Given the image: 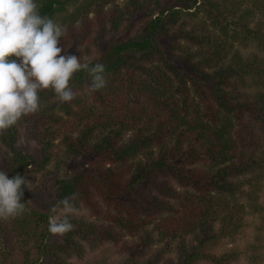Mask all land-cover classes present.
I'll return each instance as SVG.
<instances>
[{"label": "trees", "instance_id": "trees-1", "mask_svg": "<svg viewBox=\"0 0 264 264\" xmlns=\"http://www.w3.org/2000/svg\"><path fill=\"white\" fill-rule=\"evenodd\" d=\"M72 2L39 0L40 12L56 21ZM135 4L138 13L146 14L143 33L115 42L99 61L91 62L104 64L108 86L92 90L91 105L77 111L60 101V109L72 118L70 130L76 134L69 129L66 133V123L58 120L68 155L83 151L95 162L84 172L58 180L52 199L45 203L46 211L29 205L33 193L37 194L29 183L23 197L26 211L0 218V264H65L75 253L83 256L84 244L115 240L121 231L139 234L149 217L179 210L180 216L173 217L169 225L183 230L179 231L183 241L186 235L195 241L184 250L180 264H238L237 252L216 257L211 251L219 239L231 236L246 222L240 195L246 194L250 206L260 198L257 187L263 178L264 151L254 144L258 130L250 125H258L264 135V0H136ZM202 9L207 13V28L203 25L201 37L176 31L183 15ZM121 22L122 17L116 25ZM168 38L174 43L187 41L196 46L195 53L177 56L173 46H166ZM235 42L243 48L254 47L255 53L244 56L234 50ZM249 80L257 91L249 92ZM90 82V74L81 70L70 86L74 89ZM39 95L41 106L32 114L43 120L46 113L55 114L54 108L42 107L43 100L59 98L51 89ZM120 95H128V103ZM133 98L141 101L134 109L129 104ZM140 122H144L142 127ZM16 126L0 130V151L8 147L12 152L6 169H0L10 178L25 176L35 163L19 149ZM131 129L134 132L124 142L122 132ZM97 130L107 131L95 136ZM60 131L49 124L42 135L47 154ZM50 158L45 156L44 163ZM164 173L194 191L184 193L179 210L163 197L143 198L136 192L140 185L153 182L163 196L181 197L170 186L156 183ZM242 177L247 179V189ZM65 198L74 207L84 205L95 212L101 210L100 198L116 211L111 218L118 232L70 215L73 229L52 234L48 230L51 209ZM254 209L261 213L259 205ZM207 220L218 222L219 229L211 231ZM126 264L140 263L130 256Z\"/></svg>", "mask_w": 264, "mask_h": 264}, {"label": "rangeland", "instance_id": "rangeland-1", "mask_svg": "<svg viewBox=\"0 0 264 264\" xmlns=\"http://www.w3.org/2000/svg\"><path fill=\"white\" fill-rule=\"evenodd\" d=\"M135 3L136 0H73L56 20L65 30L64 37L61 38L60 43V46L65 51L61 55L72 54L78 58L80 56L82 58H89L91 62L99 61L115 42L143 33L147 21L145 18L146 14L138 13V9L140 10V8ZM203 10L183 15L184 19L178 24L176 31H179V34L185 33V35L191 34L201 37L202 33H204L203 25L207 28V13ZM121 17V24L116 25ZM176 35L178 36L177 33ZM166 46H173L176 49L174 53L177 56L185 55L189 51L195 53L196 50V46L183 41V39L179 40L178 43H174L168 38ZM234 48V50H239L244 56L255 53L254 47L247 46V48H243L238 45V42H235ZM118 78L120 80V76ZM108 83L109 80L107 81ZM249 83L247 87V89H250L249 92L257 91V88L253 86L250 80ZM107 84L106 86H108ZM74 91L76 92L75 98L70 102H66V105L70 106L74 111L91 105L93 102V91L88 85L75 87ZM128 97V95H120L119 99L122 101L127 100L128 103ZM137 99L133 98L129 103L133 109L138 107L137 105L141 102ZM43 101L42 107H47V109L54 108L55 114L46 113L44 119L41 120L31 113L23 116L16 126L19 149L35 160L34 165L29 167V171L25 176L29 180L30 188L37 192V194L33 193L29 199V205L40 211H46L45 203L52 199L58 180L71 177L77 172H84L89 168L91 163L95 162V159L91 155L89 156V154H85L83 151L78 156L68 155L67 146L64 145L65 136L63 131H60L62 122L58 120L62 118L66 123V127L64 128L67 131L66 133L70 131V134H74L70 130V127L73 125L72 118L60 109V106H63L60 100L50 98ZM128 114L130 115V111ZM34 115L36 114L34 113ZM247 117L248 115L245 116V119ZM42 121L48 124L42 123ZM49 124L53 129L59 127L60 133L55 138H53V135H50V138H53L52 148L50 154L49 152L47 154L43 150L41 139L43 138L42 135H46L45 132ZM143 125L144 122L138 124L139 127ZM250 126H255L258 130L254 144L259 145L261 151H264V135L261 129L256 124ZM106 131L97 130L94 135H101L102 132L106 133ZM133 132L134 129L122 132L124 133L123 141L126 142ZM244 133L249 135L246 132ZM47 155L51 157V160L48 163H44L45 156ZM10 157H12V152L8 147H2L0 151L1 169H6V164ZM137 159L139 160L140 156ZM251 176L252 174L247 178ZM261 176L263 178L260 179L257 187V195L260 197L257 200V204L250 206L251 202L245 198L246 194L240 195V201L243 203L245 210L246 222L243 224V227L231 234V236L217 241V244L213 246L211 251L216 257L233 251L237 252L240 257L238 264H264V172ZM240 180L246 181L245 189H247V179L242 177ZM155 181L160 185L170 186L181 197L168 198L165 195L163 196L160 192V186L154 185L153 182L144 183L140 187L135 188L138 196L140 195L143 198L156 195L160 198L163 197L179 210V204L183 199L184 193L194 192L192 188L181 187L170 173L160 175ZM97 200L101 208L100 212L91 211L89 208L84 207V205H79L75 207L78 211L72 215L89 222H97V224L103 227L111 228L110 230L113 229L118 232V227L112 222L111 218L116 215V211L107 208L100 198H97ZM258 205L261 213H257L254 209ZM179 212H176V214L173 212H162L153 215L151 218L149 217L147 219L148 222L139 234L131 235L121 231L115 240H105L92 245L84 244L85 252L83 256L75 253L72 257L69 256L66 259L65 264H126L130 256L140 264H180L185 257L182 256L183 253L188 251L191 247L190 245L195 241H193L194 238L188 235H186L183 241L184 234L179 232L183 230L175 229L173 226H170L171 224L169 225L173 217L178 218L180 216ZM206 223L211 231L216 232L219 229L220 224L218 222L207 220ZM206 223H203L202 226H206ZM171 231H177V233L173 234ZM147 236L150 238L147 239ZM7 244L10 245L11 242H7ZM12 245H15V243H12ZM200 264L212 263L203 261Z\"/></svg>", "mask_w": 264, "mask_h": 264}, {"label": "clouds", "instance_id": "clouds-1", "mask_svg": "<svg viewBox=\"0 0 264 264\" xmlns=\"http://www.w3.org/2000/svg\"><path fill=\"white\" fill-rule=\"evenodd\" d=\"M64 33L60 23L41 14L39 0H0V130L38 111L42 90H53L61 102L72 101L76 92L70 81L81 70L91 76L90 89L106 86L103 63L61 55L65 51L60 46ZM25 188L29 190L25 176L10 178L0 170V218L17 217L26 211ZM77 211L69 198L59 201L51 209L49 232L62 235L71 231L74 225L69 216Z\"/></svg>", "mask_w": 264, "mask_h": 264}]
</instances>
